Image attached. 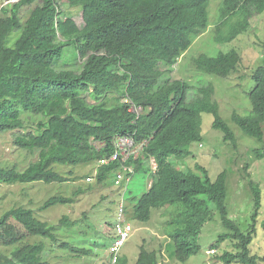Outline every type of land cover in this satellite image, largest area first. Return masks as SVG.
I'll return each instance as SVG.
<instances>
[{
  "label": "trees",
  "instance_id": "trees-1",
  "mask_svg": "<svg viewBox=\"0 0 264 264\" xmlns=\"http://www.w3.org/2000/svg\"><path fill=\"white\" fill-rule=\"evenodd\" d=\"M211 1L16 0L2 6L0 132L23 129L22 111L42 118L35 130L21 132L13 139L21 149L37 150V159L20 169L16 165H0V183L67 182L68 177L54 167L93 165L112 153L110 141L115 134L135 132L136 140L147 139L143 155L155 159L156 170L143 165L141 158L132 162L135 173L143 171L152 182L131 212L123 208L127 219L147 222L150 209L164 208L169 214L165 232L174 244V259L184 262L200 249L201 227L213 219L216 210L225 231L217 235L212 246L229 239L235 247L234 251L217 253L216 260L224 264L264 261V255L250 253V244L257 234L256 219L262 209L259 185L249 183L255 209L253 224L244 231L228 217L225 169L211 180L199 163L189 170L172 164L188 158L194 142L202 143V112L213 116L211 127L221 132L224 142L237 146V138L220 116L213 98V84L202 82L194 86L167 76L193 40L209 27ZM63 5L76 7L81 22L67 15ZM24 7L25 16L21 18ZM263 11L264 0H220L214 42L226 47L225 43L247 31L254 16ZM7 24L10 29L5 31ZM14 36L13 45L9 46ZM66 46H73V57L82 59L77 71L57 67L59 61L68 57L64 54ZM236 50L227 45L215 54L199 52L190 63L195 69L225 78L239 69L242 56ZM251 78L253 86L246 92L249 83L243 91L250 108L244 114L232 110L230 120L244 134L262 142L264 64L257 66ZM131 104L142 108L137 118L128 111ZM91 138L102 140L105 146L95 150L89 143ZM256 155L264 158V151L256 150ZM117 167V162L97 167L96 182L111 184ZM73 201L74 196L53 195L38 210ZM34 211L23 205L11 207L0 214V230L13 219L27 236H39L63 250L87 254L84 247L60 241L56 226L36 218ZM76 223L67 216L59 221L65 227ZM261 227L264 230V217ZM13 239L3 242L9 246V253L0 251V264H51L43 258V241ZM158 259L155 250L141 245L134 264H159ZM118 264H127L126 257L120 256Z\"/></svg>",
  "mask_w": 264,
  "mask_h": 264
},
{
  "label": "rangeland",
  "instance_id": "rangeland-1",
  "mask_svg": "<svg viewBox=\"0 0 264 264\" xmlns=\"http://www.w3.org/2000/svg\"><path fill=\"white\" fill-rule=\"evenodd\" d=\"M219 0H212L209 4L210 25L204 33L197 36L191 44L189 50L178 59L167 75L171 79H181L194 86L212 83L215 87L214 100L219 105L220 116L227 122L237 138V146L230 142H224L219 130L211 127L213 116L210 113H201V133L203 135L202 145L194 142L191 146V155L182 161H172V164L180 170H189L199 163L207 169L211 180L225 169L226 177V198L225 205L228 208V217L239 226L240 229L248 231L253 224L252 215L253 197L250 193L249 183H257L261 189L262 209L256 219V236L250 244V253L257 256L264 255V230L261 227V220L264 217V158H258L256 150L264 151V140L258 141L254 137L244 134L231 120L230 114L235 110L239 114L246 113L249 108L248 98L244 95L253 86L252 73L264 64V11L254 16L252 25L236 37L232 42L221 43L213 40L214 29L217 23V8ZM66 14H71L80 23L81 13L77 14L76 7L63 5ZM25 7L21 10V18L25 16ZM10 29L9 24L4 28ZM14 34V32L12 33ZM15 36L9 40L8 45H13ZM227 45L235 46L241 54V61L238 71L231 73L228 77H220L195 69L191 65V59L199 52L215 54L218 50L227 48ZM231 48V46H229ZM236 50V51H237ZM73 46H66L64 54L68 57L65 61H59L57 67L71 70H79L82 59L73 57ZM66 62V63H65ZM163 68V67H162ZM240 85V86H239ZM89 102L92 100L86 96ZM248 110L246 111V109ZM134 110V107H131ZM137 112L139 108L135 109ZM24 121L23 129L0 132V165H16L17 168H24L38 157V151L28 152L14 145V137L27 131H33L41 115L30 112L21 113ZM94 143V142H93ZM55 170L60 171L68 177L64 183H0V214L13 206L23 205L34 209V215L40 220L49 222L56 226V235L60 241H67L76 247H84L87 254H77L69 250H63L56 244H51L47 239L39 236H27L23 227L9 219L6 225L0 230V251L9 253V246L3 242L12 241L19 238L23 242L43 241L46 245L43 258L51 264H102L108 259V247L110 245L111 230L118 205L121 200L120 193L123 187L112 184L97 183L94 176L96 165L80 164L77 166H56ZM71 171V172H70ZM93 177L87 180L86 177ZM151 178L146 177L142 172L133 176L128 185V191L124 199L125 208L128 211L133 209V204L141 194L147 190ZM63 194L74 196V201L70 204H55L45 209L38 207L50 196ZM123 199V200H124ZM124 203V202H123ZM213 208V205L210 204ZM150 219L141 222L129 219L132 225V234L129 236L124 246L121 248V256H125L127 264H134L140 250V246L148 250H155L159 256V264H224L214 257L224 250L234 251L235 247L229 239H225L212 246L217 235L225 231L219 213L215 210L212 220L203 224L198 237L200 249L195 255L190 256L186 261H177L174 255V244L166 235L165 224L169 218L164 208L150 209ZM131 212V211H130ZM128 216V213H126ZM63 216L71 220H77L73 226L65 227L59 224ZM215 249L213 254H208V249ZM238 264V263H230ZM258 264H264L260 261Z\"/></svg>",
  "mask_w": 264,
  "mask_h": 264
},
{
  "label": "built area",
  "instance_id": "built-area-1",
  "mask_svg": "<svg viewBox=\"0 0 264 264\" xmlns=\"http://www.w3.org/2000/svg\"><path fill=\"white\" fill-rule=\"evenodd\" d=\"M16 0H0V12L2 6L12 4ZM130 107H134L130 105ZM131 111H134L130 108ZM94 142V143H93ZM113 145L114 152L110 154L108 157H104L99 160L100 165H105L109 161H114L120 159V168L116 171L114 176V185L117 187L126 188L127 184L130 182L132 168L123 162H126L130 158H136L138 156L139 151L141 150L143 143L136 144L133 141V137L131 135H116L112 141H110ZM93 148L99 150L100 147L105 146L103 141H92ZM87 180H91L90 177H87ZM123 191V190H122ZM124 194V191L122 195ZM122 201L119 204L116 220L113 224V240L111 241L108 247V261L106 264H116L118 262L121 248L123 247L125 241L129 237L131 233V224L127 221L124 211Z\"/></svg>",
  "mask_w": 264,
  "mask_h": 264
},
{
  "label": "clouds",
  "instance_id": "clouds-1",
  "mask_svg": "<svg viewBox=\"0 0 264 264\" xmlns=\"http://www.w3.org/2000/svg\"><path fill=\"white\" fill-rule=\"evenodd\" d=\"M220 7V0H219V3H218V8ZM218 8H217V21H218ZM210 16H211V14L209 15V18H210ZM234 19H235V17H234ZM209 22H210V20H209ZM126 99H124V101H125ZM127 101V100H126ZM128 103H129V101H127ZM132 105V104H131ZM134 106V105H133ZM130 105L128 106V111L129 112H132V113H134L135 114V118H137V116H139L140 115V113L142 112V108L141 107H139V106H137V107H135L134 106V108L136 109V108H139V111L137 112L136 110H134V111H131L130 110ZM116 135H131L132 137H133V141L136 143V144H140V143H143V146H142V148H141V150L139 151V153H138V156L136 157V158H130L129 160H127L126 162H123V164H126V165H128L129 167H131L132 168V173H131V179H130V182L127 184V186H126V188L125 189H123V191H124V194L122 195V193H123V191L121 190L120 191V193H118V194H120L121 195V200H120V202L122 201V203H123V208H125V203H126V200L124 199V196H125V194H126V192H127V190H128V185L131 183V181H132V179H133V176L136 174V173H138V172H136L135 173V170H134V165L132 164V162H134V161H136V160H138V159H142L143 160V165H145V166H150V168H151V170L152 171H155L156 170V162H155V159L153 158V157H149V158H145L144 157V155H143V150H144V148L147 146V143H148V141H147V139L146 138H144V139H140V140H136V137H135V132H128V133H125V134H115L113 137H112V139L116 136ZM92 141H102V140H97V139H93V138H91L90 139V141H89V143H91ZM112 141V140H111ZM105 143V142H104ZM200 145H202V143H199ZM91 146H93L92 145V143H91ZM104 147V146H103ZM111 147H112V149H113V151H112V153L114 152V148H113V145H112V143H111ZM100 148H102V147H100ZM96 150V149H95ZM111 153V154H112ZM108 156H110V155H108ZM108 156H104V157H108ZM104 157H102V158H104ZM102 158H100V159H102ZM100 159H98L97 161H96V163H95V165H96V169H95V172H96V170H97V167H99V166H104V165H100L99 164V160ZM130 161V162H129ZM111 162H117L118 163V167L115 169V171H114V174H113V178H112V185H114V176H115V173H116V171L117 170H119V168H120V163H121V161H120V159H118V160H114V161H109L108 163H111ZM129 162V163H128ZM107 163V164H108ZM107 164H105V165H107ZM95 172H94V174H95ZM140 172H142L143 173V171H140ZM143 174H145V173H143ZM145 176L146 177H150V175H148V174H145ZM88 177H90L91 179L94 177H91V176H88ZM87 178V177H86ZM151 178V177H150ZM151 182H152V179L150 180ZM151 182H150V184H151ZM149 186L150 185H148L147 186V189L149 188ZM124 199V200H123ZM120 202H119V204H120ZM118 207H119V205H118ZM158 209H160V208H158ZM124 210V209H123ZM122 210V211H123ZM117 211V210H116ZM124 215H125V217H126V219H127V216H126V214L124 213ZM127 221H129L128 219H127ZM130 223V222H129ZM131 224V223H130ZM131 228H132V225H131ZM111 230H112V228H111ZM112 232H113V230H112ZM132 234V230H131V233H130V235ZM129 235V236H130ZM129 238V237H128ZM127 238V239H128ZM112 240H113V238H112ZM111 240V241H112ZM111 241H110V243H111ZM127 241V240H126ZM125 241V242H126ZM125 244V243H124ZM124 246V245H123ZM214 250L215 249H213V248H211V249H208L207 250V253L208 254H213L214 253ZM158 254V253H157ZM120 256H121V254H120ZM119 256V257H120ZM109 259V258H108ZM108 259H107V261H108ZM107 261H105L104 263L106 264V262ZM116 264H118V262L116 263Z\"/></svg>",
  "mask_w": 264,
  "mask_h": 264
}]
</instances>
